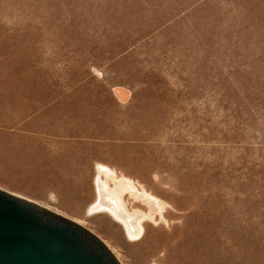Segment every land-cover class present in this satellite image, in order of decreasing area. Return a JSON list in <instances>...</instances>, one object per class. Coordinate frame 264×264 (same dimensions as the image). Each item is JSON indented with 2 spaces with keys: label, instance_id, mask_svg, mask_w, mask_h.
Listing matches in <instances>:
<instances>
[{
  "label": "rangeland",
  "instance_id": "1",
  "mask_svg": "<svg viewBox=\"0 0 264 264\" xmlns=\"http://www.w3.org/2000/svg\"><path fill=\"white\" fill-rule=\"evenodd\" d=\"M0 188L120 264H264V0H0Z\"/></svg>",
  "mask_w": 264,
  "mask_h": 264
},
{
  "label": "water",
  "instance_id": "2",
  "mask_svg": "<svg viewBox=\"0 0 264 264\" xmlns=\"http://www.w3.org/2000/svg\"><path fill=\"white\" fill-rule=\"evenodd\" d=\"M0 264H120L79 223L0 188Z\"/></svg>",
  "mask_w": 264,
  "mask_h": 264
},
{
  "label": "bare ground",
  "instance_id": "3",
  "mask_svg": "<svg viewBox=\"0 0 264 264\" xmlns=\"http://www.w3.org/2000/svg\"><path fill=\"white\" fill-rule=\"evenodd\" d=\"M114 92L119 99H124L127 97V92L120 87H115ZM101 173L105 177L103 180L100 179ZM108 177L114 181L112 186L107 185ZM95 185L97 189V196L92 206L90 207V211L95 210L109 212L115 219L123 224L127 236L129 238L136 239L142 230L141 220L146 215L138 210H133L128 214L122 212V208L124 207V204L122 203L123 201L121 200L122 193L128 190L132 194H134L133 186L130 181L125 180L123 177L116 178L114 176L113 170L104 165H97ZM104 192L108 196L105 197ZM104 198L106 201H103ZM142 200L146 202L154 211H157L159 213L161 212L163 206L157 198L151 197L149 195L146 196L143 194ZM149 215L150 213L148 214V216Z\"/></svg>",
  "mask_w": 264,
  "mask_h": 264
}]
</instances>
